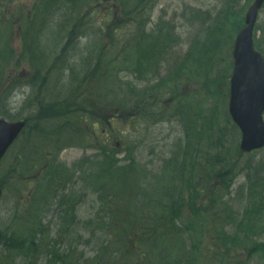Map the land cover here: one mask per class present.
<instances>
[{"label": "rangeland", "instance_id": "374dc122", "mask_svg": "<svg viewBox=\"0 0 264 264\" xmlns=\"http://www.w3.org/2000/svg\"><path fill=\"white\" fill-rule=\"evenodd\" d=\"M78 1L73 10L78 9L82 4L90 19L86 26L89 27L90 23L95 24L100 30L96 33V43H90V48L73 49L74 57H77L73 60L78 61L73 62V65L81 78L91 67L96 52L105 46L108 40V27L117 22L112 19L111 14H119L120 7L114 1ZM250 1L159 0L152 11L151 28L165 27L172 34L167 40L166 51L162 56L163 61L159 63L161 72L153 80L167 78L191 47H196L221 34L228 35L230 48L227 51L228 41L219 47L217 66L214 67V72L218 71L219 74L225 66L230 65L217 84V107L222 113H225L228 96L227 76L231 75L230 69L231 72L233 69L234 39L238 31V23ZM40 2L41 0H0V115L7 114L15 120L30 114V104L28 106L24 104L26 96L32 93L31 84L35 72V69L32 72L28 64L31 63L28 60L29 46L32 45V48L37 50L33 46L42 39H46L45 46L48 51L46 54L39 53L46 56V60L43 72L37 74H42V78L45 77L48 86L42 88L40 92L42 99L39 100V104L45 103L47 96L48 99L55 98L57 95L64 98V94H67L70 100L77 98L85 100L88 94L96 90L93 88L94 81L86 82L80 90L81 82L79 80L70 81L72 80L70 71L64 74L63 66L69 58V50L65 51L62 61H57L61 44L68 34L67 28H61V25L66 22L67 14L71 13L69 8L72 7V0H61V9H56L52 14L46 15L43 22H36L37 27L33 29L29 23L34 21L31 18L27 20L26 16L41 11L43 6ZM233 4L236 5L238 15L234 16L235 23L227 21L228 19L223 21L222 13ZM109 7H112L113 10H109ZM103 15L106 16V20L102 19ZM52 18L55 25L46 24ZM39 20H42L41 17ZM109 22L111 23L107 26ZM87 27L82 28L80 32H84ZM255 35L258 46L264 53V8L260 12ZM77 36L86 40L79 32ZM216 42H212L211 48L216 45ZM204 51H209V48H205ZM88 61H90L89 65H87ZM190 61L193 60L190 59ZM171 65L173 67L169 68ZM190 76L195 77L193 74ZM212 77L210 79H213ZM126 78L127 76L124 75L123 79ZM207 82L208 80H205L201 86H192L188 92H190L191 100L195 98V102H203V114L205 112L209 115L213 96H208L207 91L204 90V85ZM34 83L38 85L40 80L35 79ZM195 90L200 94L195 93ZM96 91L103 104L115 103L122 96L120 92L106 94L101 87ZM165 98L167 95L163 97V99ZM179 106L180 103L177 101L173 106H167L168 110L164 114V120L169 122L173 119L179 120L182 115ZM112 107L116 106L112 105ZM53 108L60 109L61 102L58 100ZM174 110H178L179 115L175 116ZM218 118L224 120L220 114L210 117L214 120ZM88 122L91 123L90 120H86V123ZM36 123L35 126H37ZM198 125L199 123H195L193 127L197 128ZM216 127H221V125L218 126L214 123L212 130ZM172 128L170 125H152L138 137L142 142V146L137 149V158L141 165L135 167L139 180L132 193H140L141 195L137 194L136 196L141 201L146 199V193H152L160 188L164 184V180L168 178L170 167L165 166L167 161L171 165L183 157L184 140L173 141L176 136L174 134L180 132L179 125H176L171 134L165 137L168 139L160 142L164 134ZM36 135L37 130L30 127L16 147L12 148L2 165L0 179L3 182L4 193L0 199V229L6 233V242L3 249L0 248V264H148V261L142 258L143 250L135 248V243L139 239L138 228L140 225V220L136 217L148 212L150 206L137 203L131 205L129 210H124L123 207L127 205V201L122 198L117 200L108 196L104 201L100 200L104 194L103 190L98 187H90L88 183L98 175V169L94 163L81 162L85 156L95 154L96 150L92 145L95 142L94 138L87 135L82 143L61 150L59 158L50 166L59 171L61 174H59V179H62L61 182L65 184V187L57 185L48 187L47 171L40 174L37 169L31 168L34 159L41 160L44 148L37 141ZM171 135L173 136L171 137ZM62 139L60 136L48 142L49 151L52 153L50 161L55 160L60 147L64 144ZM31 142L35 144L34 151L28 150V145ZM65 143L70 144L69 141ZM87 145L89 148L86 150ZM122 157L123 153L117 155L118 160ZM93 158L94 156H91L90 159ZM250 158L253 159L252 167L261 165L264 159V150L252 156L243 157L242 162ZM120 162L121 164L125 163L124 160ZM43 163L45 161H42ZM22 173L26 174L25 177L21 176ZM36 177H39L38 181L35 180ZM245 181L246 172H243L237 178V182L243 184ZM260 181L257 191L263 189L264 180L260 179L259 168L254 169L251 178L252 188ZM214 185L220 187L221 183L214 182ZM227 189L224 188V190ZM64 194H68L70 199L66 200ZM204 197L205 193L204 195L201 193L198 200H202ZM135 201V198H132V202ZM225 204L228 206L227 208H232L229 206L233 204L226 195H218L215 207L221 205L220 208H222ZM233 213H241V210L233 209ZM188 214L191 215L193 222H197V216L191 212ZM203 214L204 212L200 211V215L203 216ZM24 216H27L28 219L25 220ZM154 226L157 227V224ZM199 226L197 223L198 228ZM228 227V225H221L217 228V232L222 233L225 237L222 229ZM230 229L232 234L238 235L236 230L232 227ZM160 233H162L161 230ZM212 235L213 232L208 230L197 234H184L182 239L185 242V248L180 264L264 263V235L258 236L256 239L244 237L243 242L248 248L233 247L225 253L221 248H218L219 243L213 239ZM150 241V239H146L137 244L148 245ZM28 245L29 250L27 251ZM155 245L157 246V243ZM176 251L180 252L179 249Z\"/></svg>", "mask_w": 264, "mask_h": 264}, {"label": "water", "instance_id": "95a60500", "mask_svg": "<svg viewBox=\"0 0 264 264\" xmlns=\"http://www.w3.org/2000/svg\"><path fill=\"white\" fill-rule=\"evenodd\" d=\"M262 1L258 0L251 8L234 52L236 68L232 78L231 112L245 133L243 149L264 145V60L254 50L252 40L257 9ZM23 125V122L9 124L0 120V159Z\"/></svg>", "mask_w": 264, "mask_h": 264}, {"label": "trees", "instance_id": "16d2710c", "mask_svg": "<svg viewBox=\"0 0 264 264\" xmlns=\"http://www.w3.org/2000/svg\"><path fill=\"white\" fill-rule=\"evenodd\" d=\"M222 43H223V40L221 38L218 39V41L216 42V45L214 47H212V54H213V52H214V54H217V52L219 51V47L222 45ZM215 59H216V56H215ZM213 66H214V64H212L210 69L206 71V75L210 74V70ZM208 82L204 85V90L207 91L208 96H213L214 91L212 88H214L218 84V77L213 78V79H209ZM48 113L50 115H55L56 117H60V116H58L57 113L53 112L52 110L48 111ZM39 128H40V126H36V129H39Z\"/></svg>", "mask_w": 264, "mask_h": 264}]
</instances>
